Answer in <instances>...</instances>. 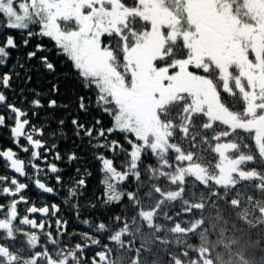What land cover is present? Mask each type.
<instances>
[{"label":"snow or ice","instance_id":"1","mask_svg":"<svg viewBox=\"0 0 264 264\" xmlns=\"http://www.w3.org/2000/svg\"><path fill=\"white\" fill-rule=\"evenodd\" d=\"M16 35L23 37L21 42ZM0 36L5 37L0 39V69H6L0 71V129H8L15 146L0 150L8 169L0 175V264H107L110 257L115 260L112 241L120 239L118 231L108 236L109 244L85 235L103 249L89 261L85 245L76 243L72 250L63 243L66 221L58 218L59 206H37L24 195L29 182L40 194L56 196L57 188L63 190L58 145L49 147L45 139L50 124L37 127L30 117H39L45 104L50 113L68 105L55 98L58 83L51 85L46 100L33 91L29 101L21 88L22 101L30 103L27 109L10 102L9 94L16 91L13 77L19 78L18 68H26L17 60L8 69L13 50L36 41L34 50L27 51L28 62L38 59L55 74V56L69 69L66 76L81 90L77 116L71 119L73 136L81 143L87 139L95 150L105 206L121 204L126 197L135 209L142 153L156 158L164 143L177 142L184 120L220 125L226 132L229 119L264 121V0H0ZM81 113L97 115L88 124L81 123ZM65 124L59 120L49 135L58 132L67 139ZM108 152L113 158H107ZM18 153L28 154L27 160ZM119 155L125 157L120 170L114 164ZM77 158L70 153L68 162ZM130 178L135 190L124 188ZM52 179L55 186H50ZM86 187L84 177L76 180L63 203ZM71 207L79 209L75 203ZM113 222L115 231L128 223V216H116ZM97 227L107 230L103 222Z\"/></svg>","mask_w":264,"mask_h":264},{"label":"trees","instance_id":"2","mask_svg":"<svg viewBox=\"0 0 264 264\" xmlns=\"http://www.w3.org/2000/svg\"><path fill=\"white\" fill-rule=\"evenodd\" d=\"M24 51L21 46L13 56L26 65ZM53 62L59 86L55 98L58 104H67L68 109H56L51 113L53 119L49 117L39 127L46 122L50 124L45 139L49 141V147L53 143L58 145L62 159L56 163L62 169L63 190L74 187L81 177L87 184L85 189L77 190V196L69 199L68 204H62L61 216L67 228L63 243L70 244L72 250L76 243L85 245L84 252L91 261L103 249L91 245L85 235L98 238L101 244H109L108 236H115L118 231L120 239L113 240L110 245L115 260L110 257L107 264H264V121L242 124L228 120L230 127L226 132L220 125L210 128L200 120L195 124L184 120L177 142L164 143L163 151L158 152L156 158L150 153H142L138 162L142 187L132 202L135 209L126 197L121 204L105 206L103 186L99 183L102 174L94 159L95 150L87 139L81 143L73 136L71 119L77 116L76 100L81 90L70 75L66 76L69 69L63 60L57 58ZM28 68L32 74L40 67L34 64ZM3 70L6 69H0ZM41 72L42 69L38 71L39 75H30L32 84L40 83L47 73ZM27 77L15 84L24 86L23 96L30 101L31 94L38 89L25 86ZM20 89L15 91L18 102L22 99ZM42 93L50 94V88H45ZM96 115L81 113L79 119L81 123L91 124ZM62 119L66 121L67 139L58 132L55 136L49 135ZM104 123L107 125V119ZM112 139L129 147L122 137L113 135ZM100 142L104 143L103 140ZM222 146L231 147L227 157L238 161L236 173L228 183H220L212 174L221 162L218 149ZM70 153L78 157L71 163L68 162ZM106 156L113 158V153L108 152ZM189 156L192 159H187ZM124 160L123 155L115 158L118 170ZM188 165L201 173V179L185 171ZM135 184L134 178H130L124 188L135 190ZM57 191L59 194L62 189L57 188ZM74 203L78 204V210L71 207ZM91 204L96 208L92 209ZM125 214L128 223L113 231V218ZM84 220L89 224L85 225ZM101 222L106 225L104 232L97 227Z\"/></svg>","mask_w":264,"mask_h":264},{"label":"flooded vegetation","instance_id":"3","mask_svg":"<svg viewBox=\"0 0 264 264\" xmlns=\"http://www.w3.org/2000/svg\"><path fill=\"white\" fill-rule=\"evenodd\" d=\"M2 37L3 36H0V39H2ZM18 39H19V42H21L23 37H21L20 35H16V40L18 41ZM35 43H36V41H32V44L29 46V48L25 49V51H24V56H26V61H24V62H26V68L25 69H19V68L17 69V71L20 72V76H19L18 79L15 77V75L13 77V88L15 90H18L19 88H23L24 87L23 85L21 87V85L18 86V84H15L17 80L22 79L23 77L26 78L27 75L28 76L32 75V74L39 75L38 71L40 69H42L41 73L47 72V70H45L42 67V65L40 64L38 59H33L31 62L27 61V51L34 50V44ZM14 51L15 50H13V52H12L11 62L8 65V69H11L12 63L16 62L15 58H17V57L14 58V56H13L14 55ZM51 59L57 61V57H55V56H52ZM20 63H22L21 60H20ZM34 64L39 66L40 68H37L38 70H35L36 72L31 74L28 71V69H29L28 67H30V65H34ZM57 81H58V76H57L56 73L53 74V73L47 72L42 77V80L40 81V83H33L32 84L31 82L25 81V86L26 87H31V88H36V89H38L39 92L42 93V90H45V88H51V85L56 83ZM43 82H45V83H43ZM32 95H33V93L31 94V96ZM48 95H50V94H48V93L43 94L42 95V99L46 100ZM57 95L58 94H56L55 97ZM16 97L17 96H16L15 93L9 94L10 102H14L18 107H22V108H25V109L30 107V103L29 102H24L23 103L22 99L21 100L19 99L20 102H18V99ZM39 111H40L39 117H30L32 119V122L36 126L38 125L37 127H39V124H41L42 122L47 120L49 117H51V119H53V115H51L49 110H47V105L46 104H45V107L43 109L39 110ZM9 147H11V148H13L15 150V146L11 142L10 134H9L8 129L7 128H2V129H0V150L7 149ZM18 155L20 156V158L25 159V160H27V158H28V154L18 153ZM49 161H51V155L49 156ZM36 163L41 165V166H43V162L42 161H36ZM57 166L59 167L58 164H57ZM28 171H32V170L29 168ZM7 173H8V169L6 167V162L3 161L2 158H0V175H4V174H7ZM10 175L16 176L18 174L10 173ZM18 178L20 179L21 182H28L23 177H18ZM49 183H50V186H55L56 185L55 179H52ZM71 183H73V182H70L69 184H71ZM64 193L67 194V191L66 190H62L61 193H59L56 196H49L47 194H40V193H38V190L35 189L34 185H32L29 182V187L25 191L24 195L28 198L29 203H35L37 206H40L42 203H47L50 206L51 203L55 202L60 208V212L58 214V218L63 221L64 219L61 216V210H62V204H63L62 200L68 198L67 195H65V196L63 195ZM42 196L45 197V199H42L41 198ZM72 198H74V197H72ZM21 211H23V205H21ZM51 227H52L53 231H55V228H56V226H55V218L51 221ZM66 231H67V228H66ZM21 239L27 240V237L26 236L25 237H21ZM19 246H20V241H17L16 242V247H19ZM28 247L30 248L31 244H28Z\"/></svg>","mask_w":264,"mask_h":264},{"label":"rangeland","instance_id":"4","mask_svg":"<svg viewBox=\"0 0 264 264\" xmlns=\"http://www.w3.org/2000/svg\"><path fill=\"white\" fill-rule=\"evenodd\" d=\"M230 121H237L233 119H229ZM252 122L257 123L259 121L253 120ZM228 123V122H227ZM231 147L222 146L219 147L218 151L221 153V162L218 166V169L214 171L213 176L219 181L220 183H228L231 182L234 174L237 170L238 161L237 160H230L227 157V152L229 151ZM189 167L186 168L185 171L194 174L198 178L201 179V173L198 172L193 166L188 165Z\"/></svg>","mask_w":264,"mask_h":264}]
</instances>
